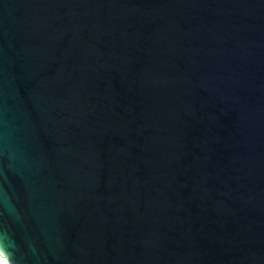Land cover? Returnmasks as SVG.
<instances>
[{"label": "water", "instance_id": "1", "mask_svg": "<svg viewBox=\"0 0 264 264\" xmlns=\"http://www.w3.org/2000/svg\"><path fill=\"white\" fill-rule=\"evenodd\" d=\"M7 264H264V0H0Z\"/></svg>", "mask_w": 264, "mask_h": 264}, {"label": "bare ground", "instance_id": "2", "mask_svg": "<svg viewBox=\"0 0 264 264\" xmlns=\"http://www.w3.org/2000/svg\"><path fill=\"white\" fill-rule=\"evenodd\" d=\"M0 264H7L1 254H0Z\"/></svg>", "mask_w": 264, "mask_h": 264}]
</instances>
